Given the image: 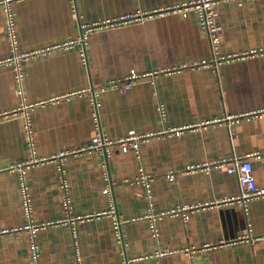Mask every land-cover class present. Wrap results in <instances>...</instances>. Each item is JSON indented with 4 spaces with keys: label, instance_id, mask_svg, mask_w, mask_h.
Returning a JSON list of instances; mask_svg holds the SVG:
<instances>
[{
    "label": "crops",
    "instance_id": "1",
    "mask_svg": "<svg viewBox=\"0 0 264 264\" xmlns=\"http://www.w3.org/2000/svg\"><path fill=\"white\" fill-rule=\"evenodd\" d=\"M184 1H13L20 50L75 42L25 63L27 99L59 98L31 112L38 157L50 158L90 142L95 135L92 89L131 71L146 76L125 92L109 87L97 94L104 134L116 141L131 131L181 130L178 135H153L138 151L111 145L107 170L98 151L69 155L66 177L73 221L57 223L69 217L61 204L57 159L28 167L32 220L52 224L36 232L35 261L25 232L0 235V264H264V196L243 207L235 199L227 200L239 193L235 175L223 168L185 171L190 165L253 153L258 155L251 158L255 183L264 189V0L218 1L217 55L262 52L217 65L195 64L212 61L198 16L193 11H165ZM137 11L150 16L93 31L84 45L79 39L80 24ZM6 27L0 4V58L9 53ZM81 49L87 63L81 60ZM18 104L11 68L2 67L0 112ZM26 140L22 115L1 119L0 166L25 162ZM141 172L150 177L149 198L136 180ZM171 172L174 179L167 177ZM108 182L113 197L104 191ZM178 204L198 208L186 222L178 216H159L158 237H153L147 209L158 214ZM111 207L113 215L76 219ZM25 221L18 172L1 170L0 231L21 227ZM117 221L122 239L114 228ZM222 241L228 245L206 248ZM156 251L166 253L155 256Z\"/></svg>",
    "mask_w": 264,
    "mask_h": 264
},
{
    "label": "built area",
    "instance_id": "2",
    "mask_svg": "<svg viewBox=\"0 0 264 264\" xmlns=\"http://www.w3.org/2000/svg\"><path fill=\"white\" fill-rule=\"evenodd\" d=\"M16 0H0V4L4 6V11L6 13V37L9 43V53L5 57L0 58V68L2 67H10L12 74H13V81L15 86V93L18 96L19 104L13 109L4 110L0 112V120L9 117H15L18 115H22L24 117V130L26 135V146L29 151V158L23 162L14 165H9L8 167L0 166V171L7 169V170H16L18 172L19 178V185H20V195L22 201V211L25 218V223L21 227H15L10 230H2L0 231V235L6 232H15L18 234L26 233L29 241V249H30V257L32 260H37L39 251L38 245L35 240L36 232L49 224L47 223H36L32 220V204L30 193L28 190V186L25 179V172L28 167L31 165L44 163L51 159H57V166H56V174L60 181V189H61V204L66 216H69L71 213V198L69 194V187H68V180L66 177V165H67V157L69 155H81L84 153L98 151L104 158L103 169L107 170V157L109 154V148L113 144H118L122 147H130L134 151H138L139 144L149 137L166 133L170 135H178L181 129H164L162 131H158L156 133H143L137 134L134 132H129L126 136L119 138L116 141H111L102 131L98 112L96 109L97 102L96 97L97 94L105 89L112 87L116 88L121 92L127 91L138 79L146 76V74L136 73L131 71L127 75L123 77H119L117 79L110 80L103 85H98L92 89V103L94 104L95 110L92 112L91 119L92 123L95 128V135L90 142L87 144L82 145L78 149L73 150H65L59 151L58 153L54 154L50 158L38 157L36 155L35 150V141H34V131L32 128V121H31V112L38 106H41L48 102L58 101L59 98H52L48 100L42 101H29L27 99V91L25 87V63L32 59H37L44 55L49 54L51 51L59 48H67L73 45L75 42L67 41L65 43L59 45H51L47 47H42L38 49H31V50H20L18 46V37L16 31V25L14 21V13L12 11V3ZM219 0H185L183 3L174 5L167 10H171V12H180L186 13L188 11H193L199 19L200 26L202 30L206 33L207 38L209 40V44L212 51V61H202L200 63H195L196 65H210V64H220L225 61H229L236 57H246L248 55H254L256 53H261L262 49L260 50H252L249 52L238 53L229 56H218L217 47L219 44V32L220 26L216 22V18L219 16V12L216 8V4ZM163 12V11H162ZM150 16V13H142V12H134V13H126L120 16L99 20L90 24H80L79 25V39L83 41V45L85 44V40L87 36L97 30H107L116 28L122 25L130 24L140 20L144 17ZM264 51V50H263ZM81 60L83 63H87V56L85 49H81ZM185 66V65H182ZM85 91H77L76 93H84ZM158 111L162 117H164V106L159 105ZM248 116V115H247ZM257 154H246L242 157L240 156H231V157H224L221 159H217L211 161L210 163H205L204 165H190L187 166L185 171H196L197 169H202L204 171H208L211 168H223L227 173L233 174L237 177V181L239 183V193L237 197L228 198L227 200L233 201L234 199L240 202L243 207L247 201L255 197H262L264 196V189H259L255 183V179L253 176V169L251 158H256ZM169 179H174L175 174L173 172L167 174ZM140 183H142L147 191V196L149 198V181L150 177L145 173L141 172L139 177L136 179ZM104 191L110 196L113 197V188L112 184L108 182L105 185ZM150 207V206H149ZM198 208V205H176L171 209L166 211H162L158 214H154L150 209H147V213L145 217L148 218L149 221V228L151 230V234L153 237H158V231L156 228L155 220L162 215H172L180 217L184 222H186L189 217L190 213L194 211V209ZM114 209L111 207L108 211H101L98 213H93L87 215L86 217H77V220H82L84 218H100L104 215H113ZM67 220L73 221L75 220L72 217L64 218L57 223L65 222ZM119 224L120 222L117 221L115 224L116 235L118 239H122V236L119 231ZM222 245H228L227 242H219L215 245H211L210 247L206 248H215L220 247ZM166 252L156 251L155 256H162ZM125 264H131L130 261H126Z\"/></svg>",
    "mask_w": 264,
    "mask_h": 264
}]
</instances>
